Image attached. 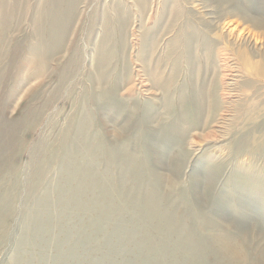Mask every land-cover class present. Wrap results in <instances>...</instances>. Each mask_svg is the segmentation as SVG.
<instances>
[{
	"label": "rangeland",
	"instance_id": "374dc122",
	"mask_svg": "<svg viewBox=\"0 0 264 264\" xmlns=\"http://www.w3.org/2000/svg\"><path fill=\"white\" fill-rule=\"evenodd\" d=\"M36 1L24 5L19 31H0V264H155L162 245L156 221L140 206L133 208V203L136 194H141L137 198L142 202L156 184L160 204L175 206L180 224L200 237L206 236L200 223L203 216L217 232L226 231L225 224L232 220L244 222L252 235L258 226L264 228V206L256 197L244 199L240 206L242 190L237 182L241 180L239 174L236 177L239 171L252 178L264 173V78L250 77L248 68L264 58L263 36L258 38L241 19L219 11L215 0H80L67 50L48 62L46 72L33 75L29 70L36 73L37 64L28 59L25 48L35 38L30 18ZM238 1L264 22V0ZM28 7L29 14L24 15ZM184 25L196 36L191 52L197 65L187 61L183 43L181 48L171 46ZM201 34L212 47L197 38ZM101 41L106 53H102L99 109L93 79ZM240 48L249 55L245 64L236 60ZM15 50V60L5 64ZM59 68L69 73L63 83L53 76ZM232 71L240 73L229 87L232 99L224 101L220 94L214 120L213 102L218 97L214 88L220 89L221 82L227 81L225 74ZM25 77L31 82L18 87V80ZM161 81L166 93L159 87ZM30 86L34 90L21 99L20 92ZM194 86L208 93L198 120ZM113 88L114 96L108 97L105 93ZM193 118L200 123L196 127L191 124ZM75 124L83 125L78 140L85 139L90 152H96L97 141L102 144V163L92 165L90 160L84 168L88 175L102 177V213L98 188L74 181L75 205L59 194L64 184L69 188L64 183L63 134ZM74 138L70 137L72 149L77 145ZM110 148L116 156L108 155ZM49 149L56 150L54 156H43ZM44 159L49 165L41 177L38 171ZM72 167V175L82 171L79 163ZM215 167L219 172H214ZM257 188L255 196L264 201V183ZM113 191H121V198ZM76 198H81L80 205L91 202L95 210L77 208ZM113 202L121 207L110 209ZM145 237L151 242L144 243ZM165 239L173 263L185 264L186 259L191 263L192 255H204L201 264H219L210 253H202L201 246L188 253L175 244L176 236ZM254 245L262 247L264 242Z\"/></svg>",
	"mask_w": 264,
	"mask_h": 264
},
{
	"label": "bare ground",
	"instance_id": "6f19581e",
	"mask_svg": "<svg viewBox=\"0 0 264 264\" xmlns=\"http://www.w3.org/2000/svg\"><path fill=\"white\" fill-rule=\"evenodd\" d=\"M27 1L28 0H0V31H5L7 33L8 31H10V30L13 29V30H15L14 32H16L18 28L19 29L21 28V23H22V20H21V17H22L21 16V12L24 13L26 11V6H24V5H27ZM79 1L80 0H37L35 2L36 5H35V7H33V9L34 8L35 9H34L33 12H31L32 14H31V18H30L31 19L30 20L31 21V27H32V30H33V33H34L35 38L33 37V39L31 40L32 42L29 41V43L27 44V46H26L25 49H27V54L29 56L28 59L31 62H34V63L37 64L38 71L36 73H34V72H31L29 70V73H31L33 75H36L38 73H44V72H46L48 70V62H50L51 60H53V57L54 56H57L58 54H62V53H64L67 50L66 49L67 48L66 41H67V39H69L68 38V35H69V32L71 30V27H72V25L74 23L75 16H76V12H78L77 11V8H78V5H79ZM215 1H216V4L218 3V10L219 11H221V12L224 11L226 15L228 14V16H231V17L232 16L233 17H238L239 19H241L245 23V26L248 25L249 26L248 28L252 29V32H254L255 35L258 36V38L259 37L261 38L262 36L264 37V22L263 21H260L258 19H255L254 17H252L250 15V13H248L249 11L247 12L243 8V5H241V3L238 0H215ZM24 2H26V4ZM21 6H23L22 7L23 8V11L21 10ZM29 11L30 10H29V7H28L27 14H24V15H28L29 14L28 13ZM219 15H220V13H219ZM14 18H15V23H14L15 25H13ZM100 18H101V21H102V15H100ZM121 23H123V22H121ZM100 24H101L100 27H101V33H102V28H103L102 27V22ZM19 29H18V31H19ZM245 29H246V27H245ZM199 37H201V39H204V41L207 44L206 46H210L209 45L210 44L209 43V40L206 37H204V35L201 34V36L200 35L197 36V38H199ZM195 38H196V36L191 31V27H189L188 25H184V27L180 28V30H179L178 34L176 35V37H174L172 39L174 41H173V43L171 45L172 47H180L181 46L180 42L183 43L184 54L186 55L187 61L190 64H193V65H197L195 63V59H193L192 52H191V46L196 45V44H194L195 43ZM211 42H212V40H211ZM218 42H219V39H218ZM97 47H96L97 48L96 55H97V59H98L97 60V66H96L97 69H96V72H95V75H96L94 77L95 79H93V80H95V83H96L97 88H98L97 90H99V92H98L99 93V96L96 95V98H95V102L94 103H95V105H96L97 108L101 109L102 108L101 107V105H102L101 104V102H102V60L103 61L105 60V56L102 55V53H106V50H104V49L102 50V41H101L100 45H98ZM210 47H212V46H210ZM237 52H238L237 58H236V60L238 61L237 63L238 64H241V63L242 64H245L246 61H247V59H249L248 58L249 55L246 53V50H241V48H240V50L237 51ZM17 53H18V51L15 50L11 54V57L8 55V57L6 58V63L5 64L10 65L15 60V57H16V54ZM71 58L72 57H70V59ZM190 67H192V66H190ZM66 68H67V66L65 67V69ZM248 68L251 69L250 72L248 71L250 77L264 78V58H261V61L257 62L254 66H248ZM194 69H195V67H194ZM190 70H192V69H190ZM57 71H58V73H57ZM148 72H149V69H148ZM56 73L57 74L56 75L53 74V76H55V77L57 76L58 77L57 80L60 83H63V81H65L66 78H68V76H69V73H68L67 70H65V72H64V70L62 71V69L60 70V68L58 70H56ZM239 75H240L239 71L238 72L237 71H232V74H230V73L227 74L226 73L224 77H226L225 80H227V81L221 82V83H224V84H222L223 86L220 85V89L218 88V86H215V88H214V95L215 96L218 95V97L213 102L214 103L213 110H212V116L213 117L216 115L215 113L218 114V112H219V109H218L219 108V105L217 103V100L219 99L220 94L223 95L222 97H224L223 98L224 101L227 100V102H228L229 100L232 99V97L230 96L231 94L229 93V91H230L231 88L229 89V87L232 86V83H236V80L239 77ZM152 76H153V74H152ZM154 77H155V75H154ZM151 78L152 77H150V79ZM153 80L155 81V79H153ZM25 81H28L29 83L31 82L28 78L25 77L23 80H18V82L16 83V85H18V87H20L22 83L23 84L26 83ZM163 82L162 81L161 82H158L160 84L159 87H161V89H163L165 91V92L164 91L163 92L166 93L167 88L164 87V83ZM147 83H149V82H147ZM249 83L251 85V82H249ZM26 86H27V83H26ZM243 86H245V85H243ZM246 86H248V84ZM37 87H39V84L37 85ZM197 87L198 86H194V88H193L194 94L193 95H194V102H195V104H194V112L196 114V117L195 118H197V120H198V116H200V115L203 114L204 108L206 106V102H205V100H206V94L205 93H207V92H204V90H203L204 88L198 89ZM199 87H201V85ZM203 87H205V86H203ZM93 89H94V86H93ZM32 90H34V89H32V87L30 86L29 88H27V90H25V91L23 90L22 93L20 92L19 96L21 95L22 96L21 99H22L23 97L26 96L27 93L28 94L31 93ZM105 94L108 97H113L114 94H115L114 88H113V91L108 92V93H105ZM233 96H235V95H233ZM223 99H221V100H223ZM186 101H187V98H186ZM248 104L251 105L250 103H248ZM223 106H224V104H223ZM246 107H247V105H246ZM225 109H226V107H225ZM209 112H210V110H209ZM225 114H223V115H225ZM38 115L40 116L41 114L38 112ZM225 117H226V115H225ZM203 118L204 117H202V120H203ZM187 119H188V117H187ZM197 120H195L193 118L192 121H191V124L194 127H196V126H198L200 124L199 121H197ZM214 120H215V117H214ZM223 120L224 121H228V119H226V120L223 119ZM0 122H2V121H0ZM195 122H197V124ZM82 126L80 124L71 125V126H69L67 128L66 132L63 134V136L65 137V139L63 141L64 143L61 146V148H62V150H64L63 151L64 152V157L62 156L63 154H61V156L63 157V160L65 162V171L63 169V173H64V176H65L64 177V181H65L64 183H66V185H68L69 188L67 186L65 187V184L63 183L64 185L61 187V189H59V191H60L59 194H60V197L61 198L65 197V195H67V199H66L67 202L69 204L72 203L73 205H75L74 204V200H75L74 197H75V195L72 196V192H71V185H72V183L74 181H77L78 183H82L83 185H86V186H90L92 188H98L99 189V197L101 199L99 201V204L98 205L101 207V208L100 207L99 208H100L101 213H102V177L100 175H97V174L93 173V172L91 173V175H88L87 172H86V170L84 169L86 167V165L89 163L90 160H91V164L92 165L95 162L102 163V144H98L99 142L97 141L96 152L92 153V152H90V148H92V147H90V146L87 145V142H86L85 139L81 140V142L79 143V140L78 139L83 136L81 134L84 131V128ZM71 128H72V130H71ZM174 131H176L179 135H182V131L180 129L175 128ZM260 131H261V129H260ZM89 132L90 131H88V133ZM210 132L211 131L209 130V133ZM257 132H259V131L257 130ZM70 137H76L73 140V142H76L77 143V145H75L74 149H72V147H71ZM178 139H179V137H178ZM176 140H177V138H176ZM249 140H250V138H249ZM241 145H242V143H241ZM55 151H56L55 149H49L47 152L45 150L43 156L52 157V156H54ZM107 152H108V155L109 154H112L113 156H116V154H117L111 148L108 149ZM58 155H60V154H58ZM96 156L97 157L99 156V159L100 160ZM263 156H264V154H263ZM79 157H81V158H79ZM47 161H48L47 159H46V161L44 159V161H43L44 163H41L40 162L41 164L39 165L38 175L41 176V177H43V175L45 173V169H46L45 166L46 165H49L47 163ZM78 161H80V162H78ZM74 163H79L80 166L82 167V171H80V169H79V171H80L79 173H75V175L74 174L72 175L71 174V168H73L72 165ZM91 164H89V165H91ZM180 166H178V167H180ZM251 167H249L248 169L250 170ZM240 168H242L241 165L238 167V169H240ZM142 169H143V167H141V170ZM73 170H74V168H73ZM89 170L90 169L88 168V172L90 173L91 170L90 171ZM179 170L180 169H178L177 172ZM215 170L216 171H214V172H219V168H216ZM134 171H137V169L134 170ZM175 171H176V169H175ZM76 172H78V171H76ZM238 174H239V178H240L239 180H241V182L238 181L237 182L238 184L236 183L237 184V189L242 190L241 191L242 192V195H241V197L239 199L240 200V206L245 203L244 199H247L248 200V199H250L252 197L253 198L256 197V201L257 202H261V205L264 206V201L261 199L260 195L255 196L257 189H259V188H257V187H259V184L261 182L264 183V173H260L259 176H258V178H252L250 176H246L245 177V174L244 173H241L240 171L236 174V177L238 176ZM146 176H147V174H146ZM160 179L161 178H159V180ZM154 182L157 183V181H155V179H154ZM86 186L84 188H86ZM158 186H159L158 184H156L153 188L151 186L150 193L148 191L149 189L147 190V192H148L147 194H149V195L146 198L143 197V198H145V199H142L144 202L143 201L141 202V201L138 200V198H137V195L138 194H136L135 196H134V194L133 195L131 194L132 196L136 197L135 198L136 201L134 200L135 202L134 203L132 202L134 204L133 208L136 207L135 209H140V208H138L140 206L141 209H143L144 214H146V216L148 218H150L151 220H155L156 221L155 224H154V227H155V231L157 230L159 232V234H160V236H158V238L162 242L161 243L162 245L157 250L159 252V254H160L161 257H160V259L155 258V259H157L155 264H177L178 263V262L177 263H173V261L171 260V256H172V253L173 252L172 253H169L168 250H167V248H166V246H165V243L166 242H169V240H167L165 238L166 237H170V236H176V240L174 241L175 244L178 245L180 249H183L184 251H187L188 253L190 251L191 252H196V248L197 247L198 248L200 246L203 247V250L201 252L202 253H208V254L210 253L211 255L214 256V260L216 259V263L219 261V264H264V245L262 247H259L260 245L259 246L254 245V242H256V244L257 243L264 242V228L258 226L259 229L255 231L257 233L255 235H252L249 232L250 229L248 228V226L247 225L246 226L244 225V222L243 223H240V222H237L238 220H235V221L232 220L231 222L229 221L230 223H228V224H225L223 222L225 225H228L226 227V229H227L226 231H223V228H222V230H220L219 232H217L218 229L215 226H213V224L209 220H207V218H204V216H203V217H201L200 223H202L203 229L206 232V234H205L206 236L201 235V237H200L198 234H196L195 232H193V230H191L187 226H182L180 224V220H179V218L177 216V212L178 211L176 210V207L175 206L167 205V206L163 207L160 204V202L156 198L158 196V192H159V187ZM66 188H68V189H66ZM237 189H235V190H237ZM115 191H113L112 194L113 195L116 194V196H118V199L121 198V191H120V193L119 192H115ZM138 193H140V192H138ZM143 195L145 196L146 194H143ZM138 196H141V194H139ZM134 197L132 199H134ZM183 197H185V196H183ZM139 199H141V197ZM80 200H81V198H76V206H77V208H81V210L83 209L85 211H88L89 210V212H93L92 210H95V206L93 204H90L91 202H89L87 200L84 201V202L81 201V205L83 206L82 207L80 205ZM218 202L220 204H222V202H220V201H218ZM107 204H108V201H107ZM178 204H179V202H178ZM109 207H110V209H112V208H116L117 209V208H120L121 205H119L117 202L116 203L113 202L111 204V206H109ZM69 209L71 210V208H69ZM181 217H183V216H181ZM214 231H216L217 233H214ZM161 232H162L163 235H161ZM256 239H257V241H256ZM238 240H240V242H238ZM149 242H151V238L150 237H145L144 243H149ZM192 256H193L192 257V262L191 263H188L187 262L188 259H186L185 260V264H201V261H202V263L205 261L204 255H199V256L192 255ZM159 260H162V261H159ZM16 264H25V262H20V263L19 262H16Z\"/></svg>",
	"mask_w": 264,
	"mask_h": 264
}]
</instances>
